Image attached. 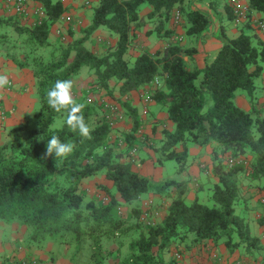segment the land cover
Instances as JSON below:
<instances>
[{"label": "trees", "instance_id": "obj_1", "mask_svg": "<svg viewBox=\"0 0 264 264\" xmlns=\"http://www.w3.org/2000/svg\"><path fill=\"white\" fill-rule=\"evenodd\" d=\"M29 1L42 11L38 21L25 23L14 13H0V54L15 67L29 69L38 101L34 126L27 127L26 121L11 126L0 143V220L26 226L32 241L49 237L78 250L88 240L92 264H102V237L126 238L115 264H175L173 256L164 259L162 251L187 237L191 246L209 240L212 246L221 243L228 253L237 246H242L245 253L250 248L260 249L259 236L250 234L248 223L235 213V205L240 202L238 181L243 174L260 179L264 186V108L255 109L252 104L254 78L261 73L260 63L264 61V41L254 33L240 31L231 38L223 36L208 63L189 69L183 56L190 58L193 49L181 47L175 38L160 49L139 50L128 64L123 53L134 41L135 30L143 25L144 18L156 21L162 35L170 36L173 28H168L167 23L172 10L177 9L184 35L196 37L205 28L207 15L186 8L183 0H95L83 35L68 45L58 44V55L48 52L46 57L39 49L50 44V26L68 6L60 0ZM246 1L247 16L250 10L264 11V0ZM140 3L149 7L141 16ZM224 6L228 18L233 19L225 1ZM100 26L116 38L103 53L96 54L85 47L84 40ZM81 66L93 72L95 84L108 93V79L117 82L119 104L130 120L129 130L122 135L124 151L115 150L108 142L110 127L104 116V120H92L100 104L75 98L86 105L84 116L92 129L91 139L71 132L64 123L66 114L48 107L47 90L57 80H71ZM154 78H159L160 84L150 89V97L165 109V117L172 123L171 129L160 130L163 138L152 149L157 161L174 160L180 171L185 165L188 143L216 145L210 173L215 179L206 183L209 206L195 195L189 201L184 199L185 181H154L131 168L126 153L140 141L134 134L139 123L137 110L129 95ZM236 89L243 91L248 109L234 102ZM56 119L58 126L54 124ZM52 135L59 136L62 142H72L73 153L63 159L45 156ZM224 153L231 158L247 156L249 161L247 165H228L220 156ZM125 154L127 160H123ZM98 172H103L115 193L103 187L107 197L104 203L83 199L84 193L78 189L82 178ZM147 193L166 199L163 214L153 224L139 220L141 208L136 201ZM121 204L129 205L123 216L118 210ZM130 218L133 221L129 222ZM256 219L262 224L263 214ZM120 244L119 241L117 246ZM4 260L2 256L0 264ZM258 264H264V258Z\"/></svg>", "mask_w": 264, "mask_h": 264}, {"label": "rangeland", "instance_id": "obj_2", "mask_svg": "<svg viewBox=\"0 0 264 264\" xmlns=\"http://www.w3.org/2000/svg\"><path fill=\"white\" fill-rule=\"evenodd\" d=\"M67 1V0H62ZM224 2L225 0H219ZM3 3V1H2ZM0 5V13L4 14H13V10L9 5L4 6ZM27 3V4H26ZM94 3V0H78L75 6H68L69 11L75 13L73 9L81 10L83 13L91 8V5ZM24 6L28 12L26 18L22 19L25 23H32L36 21L40 15L37 12V9H40L37 4L33 2H26ZM147 6L146 3H140L138 6V12ZM71 9V10H70ZM259 16L264 21V11L258 12ZM70 14V13H69ZM71 15V14H70ZM62 16V14H61ZM61 16L58 19L57 27L53 28L51 32L52 36L49 38L50 44L39 49L40 54L47 57L48 52H52L53 55H58V49L56 48L58 44L64 46L70 44L74 39L79 38L83 35L82 29L86 27V23L80 24L75 21L74 27L71 28L70 24H65L61 20ZM83 16L88 18V13L83 14ZM76 20V18L74 17ZM181 16L179 17L178 22L172 20L171 25H179L181 23ZM227 19H223V26L226 23ZM248 31V30H244ZM92 34V33H91ZM90 34V36H91ZM49 36V35H48ZM90 36L84 40V45L87 48L93 50L92 52L96 54H101L105 51V47L110 44V40L107 36L108 42L99 45L96 49L93 48V44L89 41ZM106 39V40H107ZM91 46V47H90ZM89 49V50H90ZM90 50V51H91ZM72 52H70L71 55ZM125 59L129 64L132 59L131 52L125 55ZM262 70L264 71V61L260 63ZM79 77L81 83L74 85L73 94L74 98H82L88 101H91L96 106L100 104L101 107L97 108L96 114L93 115V119L96 117H102L106 113L104 111V104L111 101L117 108V116L114 119L113 125L109 129L108 133V142L112 144L115 150L124 151L126 148V143L122 135L127 132L130 128V120L124 114V109L119 104V94L117 91V82L114 79H108V86L111 89V92L108 93L105 89L97 86L95 84V78L93 72L87 69L84 66H81L77 73L73 76ZM73 78L71 80H73ZM158 84H160L159 78L156 79ZM155 83H149L147 90L145 88L140 89V93L137 96L139 100L143 102L142 96L144 94H150V89L154 88ZM243 93L242 90L236 89L235 93ZM244 94V93H243ZM136 97V98H137ZM125 98V97H124ZM121 99V98H120ZM126 99V98H125ZM132 101V99L130 98ZM132 103V102H131ZM160 105V104H158ZM143 106L147 107V103L143 102ZM37 108V107H36ZM0 111H2V105L0 104ZM139 123L136 131L134 132L135 136L139 137V141L136 144H133L126 154L129 156L133 153L131 164H139L142 162L145 157L150 153L155 157L153 152V147L155 142L151 141L145 132H143L144 126L148 125L145 121V116H139ZM104 120V119H103ZM145 122H144V121ZM59 119L55 120V125L58 126ZM34 126V119L32 116H29L27 121V127ZM148 127V126H147ZM147 129V128H146ZM145 136V137H144ZM114 143V144H113ZM134 149V150H132ZM178 149V148H177ZM227 153L221 154V157L226 160ZM241 160V165H247L249 158L246 157H235ZM234 158V159H235ZM162 176L171 175L176 176L177 166L174 160H165L162 162ZM235 163V162H234ZM160 167L159 165H157ZM201 168V167H199ZM202 169V168H201ZM244 173V172H243ZM242 177V178H241ZM238 181V196L240 199L239 204L235 205V213L239 215L244 221L248 223L250 234L258 235L261 242L260 249H251L247 250L246 253L243 251L242 246H237L232 250L233 254L229 253L222 247L221 243L213 245L211 241H206L204 244H195L193 246L189 245L188 237L179 241L174 247L170 246L168 249L162 251V257L167 259L168 257L173 256L175 264H258L261 258H264V221L262 224L257 222V217L263 214L264 216V186L261 184L260 179H252L243 174ZM202 178V177H201ZM207 185L201 184L200 188L196 190V198L198 201L205 203L206 205H211V200L208 199V190ZM103 187L115 195L114 191L109 187V182L105 180L103 172H98L97 174L82 178L78 184V189L83 191V199L93 198L98 200L101 203H104L107 199L106 194L103 190ZM149 202L150 209L157 211V219L160 215L163 214L164 207L166 204V199L161 200L158 196L147 193L142 195L137 199L139 207L142 209L144 202ZM129 205L121 204L118 207L119 213L121 216L125 215L128 211ZM156 220V218H155ZM129 222L133 221L132 218L128 220ZM128 223V222H126ZM29 228L24 225L19 224L17 221H11L5 223L0 220V261L2 256H5L3 264H92L90 253V242L88 240L83 241L80 244L78 250H73L72 244H63L58 239H51L46 237L43 240L32 241L28 239ZM120 241V246H117ZM126 238H105L100 239V248L99 255L102 259V264H115L116 260L124 250L123 244H125ZM185 245H189L185 247ZM220 246V247H219ZM178 256V259H175L174 255Z\"/></svg>", "mask_w": 264, "mask_h": 264}, {"label": "crops", "instance_id": "obj_3", "mask_svg": "<svg viewBox=\"0 0 264 264\" xmlns=\"http://www.w3.org/2000/svg\"><path fill=\"white\" fill-rule=\"evenodd\" d=\"M243 1L247 3L246 0ZM26 2L31 1L26 0ZM60 2L62 5L68 4L70 6H75L78 0H67L65 2L60 0ZM1 3L2 0H0V5ZM183 4L186 8L198 9L207 15V24L199 36H185L182 19L181 23L177 26L173 24L171 25V21L169 20L167 27L170 29L173 28L172 34L170 36H165L162 35L163 31L157 28L158 26L156 21L145 20L144 18L143 25L135 30L134 41L123 53L124 60H126L125 55L129 52H131L132 57L136 55L139 50L144 49L151 52L154 49H160L167 41L176 38L179 40L181 47L193 49L190 54V58L183 56L186 68H201L212 59L217 48L221 44L223 36L231 38L236 36L240 31L248 34L254 33L261 39L260 35L254 30L249 21L238 20L236 22L234 19L228 18L224 2L219 0H183ZM3 6L6 8L5 5ZM73 10L75 13L69 11L72 17L69 23L71 28L74 27L75 21L77 23L80 22V24L85 22L86 25L89 23L90 9H88V11L86 10L84 13L81 10ZM148 10L149 7L146 6L139 11L138 14L141 16ZM85 13H88V18L83 16ZM258 14L259 13L257 11H249V16L261 18ZM224 18L227 19L224 24L225 26L222 24ZM57 23L58 22L56 21L50 26L49 32H51L53 28L57 27ZM51 36L52 33H49L48 39ZM107 36L110 37V44H113L116 38L114 34H109V31L102 26L96 28L92 32L89 39L91 46L93 44V48L96 49L99 45L107 43ZM85 47L87 48V46ZM0 74L6 75L9 81L3 89H0V104L2 105V111H0V143H2L6 139L5 132L9 127L17 125L20 122H27L29 116L33 117L34 112H36L38 108V101L36 98L32 73H30L28 68H17L8 59L4 58L0 54ZM72 81L76 86L81 83V79L79 77H74ZM147 86L141 88H145V90H147ZM254 87L255 96L252 104L255 109L264 108L263 70L254 78ZM140 89L130 92L129 97L132 99V104L136 107L137 118L143 115L146 118L145 121L148 125H146V127L144 126L143 132H145L146 136H148L151 141L155 142L154 146L158 147L163 138L160 134V130L162 128L171 129L172 123L165 117V109L158 105V103L154 102L151 97L150 102L147 103L148 106H143V102L137 97L140 93ZM234 102L240 106V108L242 107L244 109H248L249 107L246 97L241 92L234 94ZM213 150H216V145L213 142L205 145L188 143L187 158L185 160L184 168L180 171H176V176H164L165 174L162 176L163 173H161V170L163 163H159L156 157H153L152 153L145 157V159L139 164L135 165L132 163L131 168L138 174L152 177V180L154 181L164 178H173L175 181H185L186 191L184 192V199L189 201L194 195L196 196V191H193L195 187L199 185L198 187L200 188L201 184L206 185L207 182H212V180L215 179L210 174L212 165L211 155ZM225 154L226 153H224V156ZM127 157L128 156L125 154L123 160H127ZM220 248L222 249V246ZM232 254L233 252L229 253V255Z\"/></svg>", "mask_w": 264, "mask_h": 264}, {"label": "clouds", "instance_id": "obj_4", "mask_svg": "<svg viewBox=\"0 0 264 264\" xmlns=\"http://www.w3.org/2000/svg\"><path fill=\"white\" fill-rule=\"evenodd\" d=\"M9 83L6 75L0 74V89ZM74 83L72 80H57L46 92V103L56 113L66 114L64 120L67 128L78 133L84 139H91L92 129L85 121L84 103H78L73 94ZM72 142H62L60 137L52 135L46 144L45 156L67 158L74 151Z\"/></svg>", "mask_w": 264, "mask_h": 264}, {"label": "built area", "instance_id": "obj_5", "mask_svg": "<svg viewBox=\"0 0 264 264\" xmlns=\"http://www.w3.org/2000/svg\"><path fill=\"white\" fill-rule=\"evenodd\" d=\"M3 3L5 5H9V7L13 10V13L16 14L18 17L20 18H26L28 15V12L24 6L25 1L24 0H2ZM225 2H227V5L229 7V10L231 12V14L233 15V19L234 21H249L252 25V27L255 29V31L260 35L261 39L264 41V21L260 18L257 17H253V16H247V12H246V3L243 0H225ZM37 12L39 13V15L42 13L41 9H37ZM179 11L177 9H173L172 13H171V22L172 20L175 21L176 23L179 20ZM71 15L69 13H63L61 16V20L65 23V24H69L71 21ZM38 21V19L36 20ZM157 78H154L152 80L151 83H155L157 86L158 81L156 80ZM143 102L148 103L150 102V95L148 94H144L142 96ZM104 110H105V114L104 117L106 119V122L108 124V127H111L114 123V119L117 116V108L116 106L111 102H106L104 104ZM134 150V149H132ZM131 155H133V153H131ZM129 156L130 160H133L132 156ZM226 163L228 165L234 163V162H240L241 160L238 158H231V157H226ZM142 209H141V213L139 215V220L143 223L146 224H153L155 222V218H157V211L150 209V205L149 202L145 201L143 203ZM264 217V216H263ZM175 259H178V256L175 255L174 256Z\"/></svg>", "mask_w": 264, "mask_h": 264}]
</instances>
